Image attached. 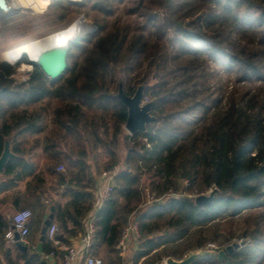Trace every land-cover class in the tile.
<instances>
[{
  "label": "trees",
  "instance_id": "obj_1",
  "mask_svg": "<svg viewBox=\"0 0 264 264\" xmlns=\"http://www.w3.org/2000/svg\"><path fill=\"white\" fill-rule=\"evenodd\" d=\"M51 5L95 11L96 29L68 43L65 68L54 78L24 51L16 63L0 60V153L9 137L14 154L0 173V203L10 198L31 212L30 245L21 248L18 240L4 237L12 214L0 208V264H51L45 254L54 245L47 237L36 252L47 217L42 199L53 207L50 223L56 224L60 243L71 244L82 233L97 178L87 146L103 149L106 168L117 162L126 120V107L115 96L119 81L126 94L144 84L154 119L144 131L125 135L133 145L96 215L90 252H103L109 264H124L114 245L133 218L140 236L132 264L180 258L207 240H216L219 250L231 242L232 232L215 229L206 236L204 227L247 213L238 237L242 245L222 259L204 256L191 264H264V0H53ZM5 14L0 9L1 25ZM72 47L79 56L67 62ZM23 61L32 69L25 80H16ZM223 72L236 75L234 81L223 84ZM59 163L63 171L56 170ZM152 166L164 191L182 186L195 195L197 187L210 189L211 202L197 206L194 196H173L138 206L141 173ZM21 180L23 193L8 195Z\"/></svg>",
  "mask_w": 264,
  "mask_h": 264
},
{
  "label": "rangeland",
  "instance_id": "obj_2",
  "mask_svg": "<svg viewBox=\"0 0 264 264\" xmlns=\"http://www.w3.org/2000/svg\"><path fill=\"white\" fill-rule=\"evenodd\" d=\"M52 1L53 0H6V3L9 8L8 10H6V14H5L7 21L6 24L4 25L0 24V60H6L11 64L16 63L18 58L16 60H9L7 57V52L11 48L16 47L23 42L32 41V39L36 40L45 35H50L54 32L67 29L68 27L71 26V24L75 21V19L77 20L80 17H82V20L79 21L80 24L83 21L86 22L88 25L92 24L93 18L95 17V15H97L95 11H91L89 8L83 9L82 11H80L76 7H71V8L65 7L58 9L53 5H51V7L48 8L49 3H51ZM115 10L117 9L115 8ZM69 52H70V56L67 62H73L79 56V53L77 49L73 47L69 49ZM26 58L29 59L27 54H26ZM31 69H32V65L30 63L24 61L20 62L14 74V78L16 80H25L27 78L28 72L31 71ZM235 76L236 75L234 74H227L223 72V75L221 76L222 83L225 84L227 82L228 83L233 82ZM223 87H225V85H223ZM143 101L145 102L147 100L143 97ZM51 102L52 105L48 109V113H49L48 118L52 117V108L54 107V101ZM126 134L129 135L130 133H128V131L122 125L121 135L118 140L119 142L115 148L118 157H117V162L114 165L118 167V170H120L124 166L123 161L126 156L127 148L133 145L128 138L125 139ZM29 140L30 142H32L31 141L32 138ZM87 148H88V161L91 162L93 165H97L96 175H98V173L101 170L106 169V167L104 166V162L108 160L109 156L105 152H103L102 151L103 149L99 146L96 149H92L88 145ZM95 154L96 157H94ZM43 159H44L43 156L41 154L40 155L38 154L36 158V162H38V164H41V162H43ZM95 160L97 161V163L95 162ZM153 170H154L153 166H152V170L149 171H146V167H145L143 169V172L141 173L139 180L141 199L138 206H146L152 203L153 200H151V197H161V200H167V198L173 196L174 197L187 196L190 198L191 196L195 197L200 194L208 195L211 192L210 189L203 190L200 187H197V189L194 192H198V193L192 195V193L183 191L182 186L180 187L178 192L174 191L172 186H169L168 189L164 191L163 190L164 188L161 183L162 182L161 179H159L158 177H153L152 175ZM185 185L186 184L183 182V186ZM23 208H28V207H23ZM15 210H18V208L7 210L8 211L7 215L11 216V214H13ZM248 220L249 219L247 213H243L241 215L235 216L232 221L231 220L215 221L204 227L203 234L208 236V234L213 232L215 229H217L218 232L222 235L232 232L234 237L232 238L230 243L241 242V240L238 237L240 232L246 227ZM208 243H214L215 246L218 245V242L216 240L214 241L207 240L204 243L205 245L200 248L206 247ZM19 245L23 246L21 243ZM193 250H196V248L186 250L184 253ZM133 252H134L133 250H130L124 254L123 258L126 261L124 264H132L131 258ZM94 255L101 258L104 264H109V261L106 260V257L104 256L103 252L95 253ZM137 264H139V262ZM159 264H162V262L160 261Z\"/></svg>",
  "mask_w": 264,
  "mask_h": 264
},
{
  "label": "built area",
  "instance_id": "obj_3",
  "mask_svg": "<svg viewBox=\"0 0 264 264\" xmlns=\"http://www.w3.org/2000/svg\"><path fill=\"white\" fill-rule=\"evenodd\" d=\"M147 146H149V144H147ZM142 163L144 162L139 161L140 165ZM56 170L63 171V164L57 165ZM118 171V167L113 165L98 173L95 185L91 190L93 194L92 205L83 218V231L76 240L73 241L72 239L71 244L64 245L60 243L55 237L56 224L50 223L48 225L46 237L53 243L54 249L45 254V258H47L51 264L54 263L56 257L58 258V264H102V259L90 252V247L93 245L95 239L96 215L110 197ZM184 183L187 184L186 181H184ZM151 200L160 201L161 197H151ZM30 217L31 212L28 208L15 210L11 216L10 226L4 232V237L9 240H14L17 234V240L21 242V244L29 246L28 233ZM139 236V220L138 218H133L121 230L114 248L123 257L125 253L130 251L133 244H138ZM206 247L215 249L216 246L214 243H208ZM162 264H164V259H162Z\"/></svg>",
  "mask_w": 264,
  "mask_h": 264
},
{
  "label": "water",
  "instance_id": "obj_4",
  "mask_svg": "<svg viewBox=\"0 0 264 264\" xmlns=\"http://www.w3.org/2000/svg\"><path fill=\"white\" fill-rule=\"evenodd\" d=\"M8 8L9 7L6 3V0H0V9L6 11L8 10ZM95 29L96 26L94 24H87V29L84 31L82 36H79L76 39H71L69 40V42L78 43L82 38L85 37L86 34L93 32ZM47 36L49 35H45L41 37V39ZM67 49L68 43L64 48H43L41 51H39L36 59L29 60L37 63L48 76L54 78L57 77L65 68ZM143 88L144 84L141 83L136 87L135 91L132 94H126L123 90L122 82L119 81L117 85L115 96L126 107V120L123 126L130 134L136 131H144L146 123L154 119V116L150 113L151 107L153 105V100H147L145 102L143 101ZM13 155L14 154L10 149V138L7 137L4 140L3 149L0 153V173L3 171L8 160ZM212 197V192H210L208 195L200 194L194 197V203L197 206H201L203 204L210 203ZM49 210L50 211L43 222V226L40 230L36 243L37 253H40L42 250V244L46 237V229L53 217V207L51 206ZM17 238L18 235L16 234L15 240H17ZM242 244L243 242H232L219 250L210 249L207 247L198 248L196 250L184 253L180 258L167 256L164 258V264H191L194 260L204 256H214L218 259H222L226 254L231 253L234 249ZM21 248H25V246H21Z\"/></svg>",
  "mask_w": 264,
  "mask_h": 264
},
{
  "label": "bare ground",
  "instance_id": "obj_5",
  "mask_svg": "<svg viewBox=\"0 0 264 264\" xmlns=\"http://www.w3.org/2000/svg\"><path fill=\"white\" fill-rule=\"evenodd\" d=\"M80 20H82V18H78L77 20L75 19V21L67 29L54 32L42 39H32V41L23 42L18 46L11 48L7 52L8 59L16 60L20 56L21 52L24 51L28 55L29 59L34 60L36 59L39 51L43 48H64L66 44L69 43V40L82 36L84 31L87 29V23L83 21L80 24Z\"/></svg>",
  "mask_w": 264,
  "mask_h": 264
},
{
  "label": "crops",
  "instance_id": "obj_6",
  "mask_svg": "<svg viewBox=\"0 0 264 264\" xmlns=\"http://www.w3.org/2000/svg\"><path fill=\"white\" fill-rule=\"evenodd\" d=\"M25 180H21V181H19L18 183H17V185L13 188V189H11V192H9L8 193V195H10L11 193H12V191H20L21 193H23V191H24V189H25ZM3 195H4V193H0V198L1 197H3ZM42 202L44 203V205L46 206V212H47V215H48V213H49V206H48V202H47V200L46 199H42ZM3 207H5V208H3ZM0 208H1V210H3V211H7V210H12V209H21L20 207H16V206H14V204H13V202H11V199L10 198H8V199H6L4 202H1L0 203ZM8 212V211H7ZM73 239V241L74 240H76L77 239V237H74V238H72ZM136 247H137V244H133L132 246H131V249L130 250H135L136 249ZM53 264H58V259L57 260H54V263Z\"/></svg>",
  "mask_w": 264,
  "mask_h": 264
}]
</instances>
